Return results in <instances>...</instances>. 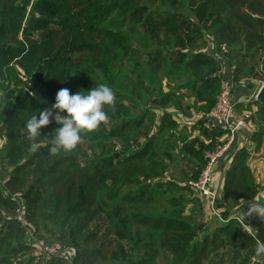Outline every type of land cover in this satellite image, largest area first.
Masks as SVG:
<instances>
[{
    "label": "trees",
    "instance_id": "1",
    "mask_svg": "<svg viewBox=\"0 0 264 264\" xmlns=\"http://www.w3.org/2000/svg\"><path fill=\"white\" fill-rule=\"evenodd\" d=\"M30 5L31 0H0V93L5 103H16L0 116V264H67L38 249L16 218L22 206L39 240L65 248L75 238L67 237L68 228L81 227L75 216L94 208L102 212L118 239L109 264H206L224 252L242 253L239 264H245V256L258 253V242L232 215L261 191L251 150L233 147L216 200L229 220L216 217L220 223L201 234L198 210L188 207L195 198L185 192L192 185L163 179L160 150L174 148L165 134L176 131L181 113L169 108L154 117L164 97L175 109L185 104L194 111L191 94L208 103L197 111L209 109L224 77L221 56L234 65L233 85L247 88L249 78L264 79V0H35L29 10ZM99 84L110 86L115 97L104 108L106 121L84 133L72 152L52 155L49 141L58 127L53 120L30 149L24 124L31 115L51 107L62 88L75 93ZM250 107L237 104L238 111ZM254 118L259 127L247 142H256L258 150L261 104ZM203 121L190 123L189 132L198 137L180 150L203 162L195 181L208 160V139L226 135ZM122 136L124 153L116 155L109 142Z\"/></svg>",
    "mask_w": 264,
    "mask_h": 264
},
{
    "label": "rangeland",
    "instance_id": "2",
    "mask_svg": "<svg viewBox=\"0 0 264 264\" xmlns=\"http://www.w3.org/2000/svg\"><path fill=\"white\" fill-rule=\"evenodd\" d=\"M35 0H31V5L29 6V10L32 8L33 3ZM221 72L223 73V81L221 84H219V89L214 93V96L217 100V97L223 87V84L226 83L230 85L233 93V98H237L238 89L242 87L244 89V99H249L251 104V131L253 129H256L259 127L258 122L254 118L255 111L257 109V106L260 104L259 102L255 103V97L254 92L256 88H258L261 83H264V79L262 78H256L257 80H254V78H249L247 80L246 87L243 86H235L233 85V67L234 65L229 64L228 61L225 60V58L221 56ZM20 72L21 76L24 75V70L19 67L17 68ZM228 77V78H227ZM23 81L25 78H22ZM259 79H262L260 82ZM258 81V82H257ZM252 87L250 88V86ZM29 91V90H27ZM188 98V104L193 105L194 103L197 105V108H194V111H190L187 108V105L182 104L180 107L181 110L175 109L171 106L170 103H168V98L164 97L162 99V103L158 104L156 109V115L154 117V120L160 119V116L166 109H171L173 112H180V117L177 118L178 121V127L176 128V131L174 133L169 132L165 135L168 136L170 145H174L173 149H169L166 146L160 150V158L165 162L166 164V174L164 176L165 181H172L175 179L176 181H180L183 184L190 185L195 180L193 179L196 175L200 173V170L203 166L202 161H198L194 156L187 152L180 151L182 147L185 145V143H194V139L198 137L197 132H189L190 123L193 121H197L202 119L203 115L208 113L212 107L215 105L216 102L211 105L209 109L203 110V111H197L198 108L203 109L202 107H205L208 105L207 102L204 101H197L195 97H192L191 94L187 95ZM4 96H1L0 93V116L2 117V109L4 107L13 108L15 107L16 103L14 99H10L8 103H5L3 101ZM162 105V106H161ZM187 111V112H184ZM189 111V112H188ZM191 112V113H190ZM190 113V114H189ZM187 123V126H185ZM153 125L148 123L147 130L150 131L151 127ZM12 131V128L10 130L5 131L4 135H7L9 132ZM248 130H242L239 133V139L243 136L244 141L247 142L248 136L253 132ZM125 136L122 137H113L111 141L109 142V145L112 146V150L116 155H119V153H124V148L122 146L123 140ZM5 139H0V149H2V146L4 144ZM228 141L227 135H222L220 133L214 134L210 139H208V148H206L209 154L214 152V148L220 144L224 145ZM131 143H134V139L131 141ZM253 147L257 145L256 142H253ZM245 144V143H244ZM237 146H240L239 143ZM214 147V148H213ZM216 151V150H215ZM230 151V150H229ZM206 152V153H207ZM229 154V152H228ZM207 156V155H206ZM174 158V160H171V158ZM251 166L253 168L254 175L256 176V179L259 180L261 190L260 194L258 195L259 198L253 199V201H260V199H264V136L261 141V147L255 152L254 156L250 158ZM204 160V157H203ZM218 165V164H217ZM216 165V167H217ZM229 167V166H228ZM228 167H225V164L222 166H219L217 169H214L215 171L211 176L215 181H218L217 179L220 177H223L226 169ZM1 171V167H0ZM202 172V171H201ZM222 174V175H221ZM4 175V174H3ZM0 181H3V179L0 178ZM263 185V186H262ZM191 186V185H190ZM188 198H195L191 202V204L188 205L190 209H196L198 212L196 213V221L199 225H201V234L203 231H208L215 225H217L218 222L216 220V216L211 213L209 209V204L206 197H203L198 190L194 189L192 186L190 189L185 190ZM180 195L182 193L180 192ZM163 200H166V198H162ZM256 207L259 208V210L264 212V206L261 207L259 202H255ZM188 208V209H189ZM259 214H261L259 212ZM223 217V213L221 214ZM227 218V217H226ZM261 218V217H260ZM74 222L81 225V227L77 230H74L71 226L68 228L66 234L67 237L73 238L72 233H74V240H73V247L65 248L64 246H61L64 250L68 251L67 255L69 256V262L67 261V264H109L110 258H111V251L117 247L118 239L113 235L110 226L107 223V220L104 216V214L97 209H93L87 214H82L74 217ZM249 223V222H248ZM253 228V227H252ZM254 230V229H253ZM256 232V231H255ZM55 246H58L59 244H52ZM260 245V244H259ZM258 245V246H259ZM264 246V245H263ZM261 247V246H260ZM245 252L243 253L244 256ZM242 253H237L233 256H230L228 253L224 252L223 254L218 255V261H216L214 264H239V261L241 259ZM247 259L245 260V264H264V253H259L253 257V254L251 256H245ZM217 258V257H216ZM161 260V258L159 257Z\"/></svg>",
    "mask_w": 264,
    "mask_h": 264
},
{
    "label": "clouds",
    "instance_id": "3",
    "mask_svg": "<svg viewBox=\"0 0 264 264\" xmlns=\"http://www.w3.org/2000/svg\"><path fill=\"white\" fill-rule=\"evenodd\" d=\"M114 99V92L107 84H99L84 92L70 93L67 88L58 90L51 107L41 109L38 116L33 114L25 121L30 149H36L42 128L54 120L58 127L51 135L49 153L72 152L82 142L84 133L93 132L107 120L104 108L112 105ZM257 251L264 253V248Z\"/></svg>",
    "mask_w": 264,
    "mask_h": 264
},
{
    "label": "built area",
    "instance_id": "4",
    "mask_svg": "<svg viewBox=\"0 0 264 264\" xmlns=\"http://www.w3.org/2000/svg\"><path fill=\"white\" fill-rule=\"evenodd\" d=\"M263 85L264 83H261V85L256 88L254 92L255 100L260 88ZM242 101L248 102L249 99L233 98L230 85L224 83L217 97L215 105L208 113L203 115V124L206 126V128L211 129L221 127L228 136V141L213 153H206L208 160L206 166L200 174V178L190 184L196 190H198L203 197L209 199L208 204L211 213H213L220 221L223 222H227L229 218L222 217L220 209L216 208V200L220 195V184L218 183L219 181L214 182V179L212 178L213 176H211V174H213L215 171L214 169L217 168L216 165L219 163V161L229 156L228 152L231 146L234 145V143L235 145L239 143L238 140L240 131H251V111H238L237 109V104ZM14 199H16V197H14ZM16 218L26 228L30 238L35 243H37V247L41 252L48 256L59 257L69 262L70 259L67 255V253H69L68 251L64 250L60 245L55 246L52 244H47L45 241L39 240L36 237L35 228L25 219V209L23 206L20 208V212ZM239 220L242 222L246 233L252 236L258 242V244H260L259 247L261 246V248H264V240L255 232V230H253L252 226L249 223L243 222L241 219Z\"/></svg>",
    "mask_w": 264,
    "mask_h": 264
},
{
    "label": "crops",
    "instance_id": "5",
    "mask_svg": "<svg viewBox=\"0 0 264 264\" xmlns=\"http://www.w3.org/2000/svg\"><path fill=\"white\" fill-rule=\"evenodd\" d=\"M228 78V77H227ZM244 94H245V92H244V89L242 88V87H240L239 89H238V93H237V98H239V99H244L243 97H244ZM236 98V99H237ZM248 102H250V101H248ZM248 102H244V101H242L241 103H248ZM241 139H239L238 140V142H239V144L242 146L244 143H245V145L251 150V158L254 156V154H255V152H257V150H255V147H253V142H245L242 138V136L240 137ZM233 147H235V143H234V145H232L231 146V148H230V151H229V156L228 157H225V158H223V159H221L220 161H219V163H218V165H217V168L219 167V166H222L223 164H225V167H230V165H231V156H230V154L233 152ZM237 147H239V146H237ZM236 147V148H237ZM250 161H251V159H250ZM250 166H251V163H250ZM216 168V169H217ZM251 168H252V166H251ZM252 170H253V168H252ZM222 175V174H221ZM256 177V176H255ZM219 182V192L221 193V191H222V188H223V183H222V177H220V178H218L217 179ZM258 182H259V180L258 179H256ZM263 186V185H262ZM262 190H263V188H262ZM261 190V191H262ZM260 194V193H259ZM258 194V195H259ZM258 195L256 196V198H259L258 197ZM255 198V199H256ZM255 202H259V204L261 205V207H263L264 206V199H260V201H253V200H249V201H243V202H241L240 203V205L238 206V208L237 209H235V210H233L232 211V215L233 216H237V213H239V212H241L243 215H250L249 216V224L253 227V229L258 233V235H260V237L264 240V212L262 211H260L259 210V208H257L256 207V204H255ZM248 206V208H250L251 207V209H247L246 211H244L243 212V210H244V208H246ZM243 209V210H242ZM259 212L261 213V214H259ZM261 217V218H260ZM216 226V225H215ZM214 226V227H215ZM214 227H212V228H214ZM223 254V253H222ZM259 253H256V254H253V257L255 256L256 257V255H258ZM218 257L219 256H217V258L215 257L214 258V260L211 262V263H206V264H214L216 261H218L219 259H218ZM256 258H259V257H256Z\"/></svg>",
    "mask_w": 264,
    "mask_h": 264
},
{
    "label": "water",
    "instance_id": "6",
    "mask_svg": "<svg viewBox=\"0 0 264 264\" xmlns=\"http://www.w3.org/2000/svg\"><path fill=\"white\" fill-rule=\"evenodd\" d=\"M250 86V88L252 87V85H248ZM28 95H31V93L29 91L26 92ZM256 100L262 105L264 106V85L260 88L258 95L256 97ZM247 209H251L248 208V206L246 208H244L243 212L246 211ZM250 216V215H249ZM249 216L248 215H243L241 212L237 213V217L239 219H241L243 222L248 223L249 222Z\"/></svg>",
    "mask_w": 264,
    "mask_h": 264
}]
</instances>
